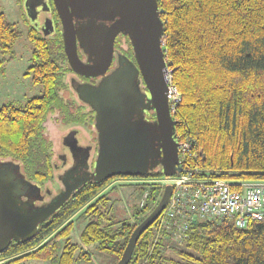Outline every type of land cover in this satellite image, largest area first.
Listing matches in <instances>:
<instances>
[{"label":"trees","instance_id":"1","mask_svg":"<svg viewBox=\"0 0 264 264\" xmlns=\"http://www.w3.org/2000/svg\"><path fill=\"white\" fill-rule=\"evenodd\" d=\"M48 1L50 9L44 11L48 27L40 18L27 35L32 51L26 74L41 85V94L23 106L0 107V166H19L24 178L41 190L43 199L35 205L49 202L63 188L66 172L76 163H86L92 170L97 155L94 110L68 84L73 74V79L78 75L67 63L61 23L52 0ZM157 2L166 66L180 93L172 113L174 138L193 140L197 153L187 164L219 172L218 177L231 181L264 182V0ZM118 36L124 56L134 61L128 36ZM17 37L14 23L0 10V67L13 58ZM66 87L74 100L66 97ZM71 136L77 139V149L81 146L89 152L82 162L67 141ZM119 178L142 180L125 183L137 191L131 204L133 221L107 218L109 194L123 184L110 183ZM162 178L157 166L145 174L80 184L38 224L32 238L13 240L0 252V264L26 259L87 263L93 254L84 246L90 245L113 255L116 262L133 229L157 204L162 187L152 181ZM75 213V220H70ZM158 219L140 235L128 264H264V218L250 220L242 228L229 220L196 219L189 224L182 245L168 243L169 234L164 228L158 230ZM76 221L84 226L79 242H72ZM168 250L176 257H169Z\"/></svg>","mask_w":264,"mask_h":264},{"label":"water","instance_id":"2","mask_svg":"<svg viewBox=\"0 0 264 264\" xmlns=\"http://www.w3.org/2000/svg\"><path fill=\"white\" fill-rule=\"evenodd\" d=\"M52 2L61 23L68 65L77 75L99 77L95 83L83 82L73 87L79 100L94 110L97 155L92 170L85 169L68 182L63 181V188L43 205L33 202L38 189L24 178L19 166L1 165L0 252L13 240L32 238L38 224L88 180L145 174L157 166L161 167L164 177L182 171L178 142L173 134L175 121L166 97L171 71L166 66L164 27L157 0ZM119 34L128 36L134 62L120 55L116 66L106 73L112 61L114 40ZM78 48L85 59L79 56ZM138 80L144 83L148 96L136 88ZM146 107L155 111V122L143 117ZM78 166L81 163H76L74 169ZM171 190V184L164 185L157 204L133 229L121 256L113 264H128L138 238L159 217Z\"/></svg>","mask_w":264,"mask_h":264},{"label":"built area","instance_id":"3","mask_svg":"<svg viewBox=\"0 0 264 264\" xmlns=\"http://www.w3.org/2000/svg\"><path fill=\"white\" fill-rule=\"evenodd\" d=\"M166 97L172 114L180 93L170 74L167 77ZM177 155L182 171L178 175L152 181L160 183L162 190L167 183L172 186L170 198L159 215L157 224L158 230L164 228L168 232L171 243L182 245L187 238L189 224L196 219L229 220L242 228L250 220L264 218L263 181H231L218 177L219 172L191 168L187 164L188 158L197 156L191 139L178 142ZM140 181L142 180L119 178L110 185ZM146 195L147 192L143 194L140 206Z\"/></svg>","mask_w":264,"mask_h":264},{"label":"rangeland","instance_id":"4","mask_svg":"<svg viewBox=\"0 0 264 264\" xmlns=\"http://www.w3.org/2000/svg\"><path fill=\"white\" fill-rule=\"evenodd\" d=\"M0 10L4 12L10 22L14 23L18 31V37L13 45L14 56L0 67V107L5 104L23 106L29 98L40 95L42 91L41 85L34 84L30 74H26L32 51V43L27 35L31 27L38 26V23H35L38 20H35L27 10L25 11L20 7V2L17 0H0ZM136 197L137 191L134 187L125 183L121 184L119 188L109 194V199L106 202V207L110 208V210L108 209L107 218L113 216L114 220L128 219L133 221L131 218V204ZM77 213L73 214L70 220H75ZM75 224L70 239L72 242H79V233L84 226V222L76 221ZM168 243L175 245L169 240ZM84 249L93 254V259L87 263L113 264L115 262L113 255L98 252L95 245L84 246ZM167 255L173 258L176 257L169 250ZM87 263L80 261L76 264ZM14 264L49 263L36 259H26Z\"/></svg>","mask_w":264,"mask_h":264},{"label":"flooded vegetation","instance_id":"5","mask_svg":"<svg viewBox=\"0 0 264 264\" xmlns=\"http://www.w3.org/2000/svg\"><path fill=\"white\" fill-rule=\"evenodd\" d=\"M20 7H22L25 11L27 10L30 13V15L35 20H38L35 23H40L41 22L40 18L44 19L45 26H47V24L49 23L48 17L44 14V11L48 12L49 9H50V5H49V1L48 0H23V1H20ZM85 25H86V23L82 24V27H84ZM82 29L80 30L79 33H81ZM119 38L120 37L118 35L115 37L112 61H111V64H110L109 68L107 69L106 73L110 72L116 66V63H117V60H118L117 58L120 55L126 54L123 49L119 48V46L121 45V43L119 41L120 40ZM118 48H119V51L122 54H120V52H117ZM78 53H79V56L82 59L86 58L84 53H82L81 49H79V48H78ZM74 77H75V75L73 74L71 76L70 80L68 79V84L70 82V86H73V87L78 85L79 83H83V82L95 83L99 79V77H92L91 78V77H84V76H81V75H78V77L73 79ZM76 79H78L77 82H75ZM134 85L136 86L135 83H134ZM136 88L138 89V91H140L142 93H145L148 96V92H147L143 82L140 83L139 80H138V85L136 86ZM64 93H65L66 97H68L70 100H74V94L71 93V91L67 87L65 88ZM143 117L145 118L146 121H149V122L153 123L156 120L155 111L152 108H150V107H146L144 109V111H143ZM67 141L72 143L73 149L74 148L77 149V146H79L78 142H77V139L74 136H71V137L67 138ZM80 147H78L77 151L80 154V161L79 162H82L81 160H84V159L88 158L89 152H88L87 149L80 148ZM75 165L73 166V168H71V170H73V171L69 170L70 172H68V174H66L67 177L65 176L63 178L64 182H68L69 180H71L72 178L76 177L77 175H80V174L84 173L85 169H88L87 166H86V163L82 164L81 167L78 166L79 168L76 167V169H74ZM74 170L77 171V173H75ZM24 199H27V197H24ZM42 199H43V196H42L41 190H38V192L32 198V200H33V202L35 204H36L37 201H41ZM27 200L31 201V199H27ZM41 204L43 205L45 203H41Z\"/></svg>","mask_w":264,"mask_h":264}]
</instances>
